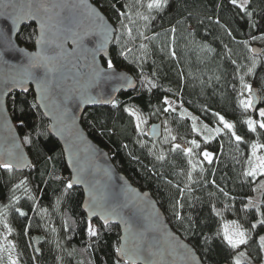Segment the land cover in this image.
I'll list each match as a JSON object with an SVG mask.
<instances>
[{
	"label": "trees",
	"instance_id": "trees-1",
	"mask_svg": "<svg viewBox=\"0 0 264 264\" xmlns=\"http://www.w3.org/2000/svg\"><path fill=\"white\" fill-rule=\"evenodd\" d=\"M92 1L117 28L109 61L133 75L138 88L122 92L110 107L87 109L84 129L133 185L152 194L173 230L205 264H260L264 176L244 173L252 144L264 156V129L258 127L264 110V0H251L244 11L231 0H166L159 9H148L151 0ZM35 40V25L24 26L19 44L33 50ZM241 77L260 96L256 113L240 104L249 96L247 90L241 96ZM168 98L220 133L206 141L189 117L168 109ZM8 107L33 167L25 172L0 167V264H11L10 254L18 264H128L117 257L119 227L89 221L82 190L67 187L62 147L50 135L33 92L13 94ZM128 109L149 126L162 122V138L153 140L144 129L141 134ZM220 116L234 125L241 142ZM249 119L257 121L255 132ZM204 152L213 155L211 162ZM226 221L245 231L246 243H228ZM90 226L96 236L89 235Z\"/></svg>",
	"mask_w": 264,
	"mask_h": 264
},
{
	"label": "water",
	"instance_id": "water-1",
	"mask_svg": "<svg viewBox=\"0 0 264 264\" xmlns=\"http://www.w3.org/2000/svg\"><path fill=\"white\" fill-rule=\"evenodd\" d=\"M30 23L36 28L33 50L18 42L21 29ZM116 32L92 0H0V163L10 162L18 172L33 167L8 107L13 94L33 92L50 135L62 147L72 188L83 192L88 220L119 227L118 249L126 248L128 255L117 251L118 259L128 264H205L173 230L152 194L133 185L82 125L87 109L110 107L122 92L138 88L129 72L103 63L110 60ZM254 52L260 50L255 47ZM251 95L256 113L261 99L256 89ZM147 135L161 139L163 123L151 124ZM113 210L116 214L109 215Z\"/></svg>",
	"mask_w": 264,
	"mask_h": 264
},
{
	"label": "snow or ice",
	"instance_id": "snow-or-ice-1",
	"mask_svg": "<svg viewBox=\"0 0 264 264\" xmlns=\"http://www.w3.org/2000/svg\"><path fill=\"white\" fill-rule=\"evenodd\" d=\"M251 0H242V2L238 3V0H231V3L233 5H235L236 7L240 8L242 11L246 10V6L248 4H250ZM136 3H140L142 4L143 3V0H136ZM166 4V0H151L150 3L147 4V7L148 9H153V8H156V9H159V8H162L164 5ZM28 7H31V6H28ZM23 11V9H21V12ZM247 15H251V13H247ZM144 20H148L149 18L147 16H143L142 17ZM129 19H131V16L129 15ZM126 27V26H125ZM108 29L105 28V32L108 33ZM128 31V34L129 36H131V29L128 28L127 29ZM140 35H143V33H140ZM143 47V46H142ZM129 51H131L129 49ZM174 54V53H173ZM113 67V64L111 63V61L108 62V68H112ZM249 71H251V69H249ZM149 83H151V81H149ZM241 83H242V91H241V96H243V93H244V90H247V92L250 94L249 95V98L248 99H242L240 101V104L244 107L245 110H248V109H251L254 105V100L252 98V93H253V89H252V86L250 84H246L243 82V77H241ZM46 86L43 88V91H46ZM165 103H168V101L166 100ZM168 109H165V111H167ZM130 115L134 116L136 118V121H137V125L136 127L138 129H140L141 131V134H143V129L141 128V124L142 123H145L146 121H143L141 116L138 115L135 111L131 110V109H128ZM259 116H260V122L258 124V127L260 129H264V110H261L259 111ZM219 121L220 123L223 124L224 128L225 129H228L229 131H231L232 135L235 137V140L237 141V143L241 142L242 141V138L238 135H236V133L234 131H232L234 129V125L229 123L228 121H226L224 119L223 116H220L219 117ZM250 131L252 132H255L256 131V128H257V121L255 120H252V119H249L246 121ZM205 127V130L209 131L210 133H215V134H219L221 129L219 127H217L216 129L212 130V129H208L207 128V125L204 126ZM193 128L195 129V124H193ZM212 136H206L205 137V140H209L211 139ZM26 139V142H30L28 140V138H25ZM193 144H196V141H192ZM176 147H179V145H177ZM198 147V145H197ZM260 147L259 145L257 144H252L251 145V158L247 161L248 165H249V168L248 170L244 173L246 176H250V177H257L258 175H262L264 176V156H258L257 155V148ZM189 153L191 152V149H188L187 150ZM204 155V158L206 160H208L209 162H211L212 160V157H211V154L208 153V152H204L203 153ZM163 158V157H161ZM0 167H3L9 171L12 170L13 168V165L10 163V162H3V163H0ZM73 185L72 183H68L67 187L68 188H71ZM262 187H264V182H262ZM249 206H256V205H253L252 202L250 201L249 202ZM21 215H25V213L21 212L20 213ZM116 214L115 213V210H113L112 213H110L109 215H114ZM106 223H107V217H106ZM261 224H264V219H262L260 221ZM253 227H255V225H253ZM237 228H239V226H237ZM9 232H11V229L9 228L8 229ZM89 235L90 236H96L97 235V232L90 226L89 229ZM225 238L227 239L228 243L233 246V247H236L237 245H240V244H244L246 243V238H245V233L243 231H240L238 230L237 233H236V238L234 239L232 235H229L228 232H227V229L225 230ZM261 246L264 247V239L261 240ZM15 245H10V248H14ZM38 251V249H37ZM117 251H122L124 252L125 255H128V252H127V249H117ZM9 260L11 262V264H18V261L16 259H14L11 254L9 255ZM237 264H239V261L237 262Z\"/></svg>",
	"mask_w": 264,
	"mask_h": 264
},
{
	"label": "rangeland",
	"instance_id": "rangeland-1",
	"mask_svg": "<svg viewBox=\"0 0 264 264\" xmlns=\"http://www.w3.org/2000/svg\"><path fill=\"white\" fill-rule=\"evenodd\" d=\"M248 95H250V94L248 93ZM248 98H249V96H248ZM166 100L168 101V103H167L168 109L173 110V111H179L181 115H183L185 117H189L193 121V123L195 124V129L198 132H200L204 137L212 136V138H214V136H216V134L214 132L210 133L209 131L205 130L204 126L207 125V124L204 123L197 115L193 114L192 112H190L187 109H184L183 105L181 103H179V102H177V101H175V100H173L171 98H168ZM136 113L141 116L140 113H138V112H136ZM141 118H142L143 121H145L142 116H141ZM222 126H223V124H222ZM141 128L144 129L147 132L148 129H149V125H147L146 122L142 123L141 124ZM207 128L214 130V128L209 126V125H207ZM257 155L258 156H263L261 147L257 148ZM211 157H212V160H213V155L212 154H211ZM258 176H262V175H258ZM237 226H239V225L236 222L226 221L224 223V233H225V230L227 229L228 234L232 235L234 239L236 238V233H237L238 230L243 231L245 233V231L240 226H239V228H237ZM246 237L247 236H246V233H245V238ZM262 239H264V235L260 238V244H261V240ZM237 246H239V245H237ZM262 249H263V253H264V247H262ZM260 264H264V258L260 262Z\"/></svg>",
	"mask_w": 264,
	"mask_h": 264
}]
</instances>
